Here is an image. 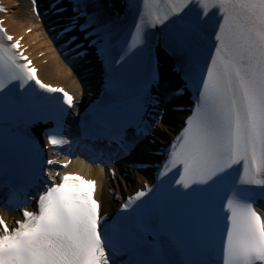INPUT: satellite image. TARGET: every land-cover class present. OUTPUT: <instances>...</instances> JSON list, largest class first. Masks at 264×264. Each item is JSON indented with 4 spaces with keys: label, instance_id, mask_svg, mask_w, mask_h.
Masks as SVG:
<instances>
[{
    "label": "snow or ice",
    "instance_id": "snow-or-ice-1",
    "mask_svg": "<svg viewBox=\"0 0 264 264\" xmlns=\"http://www.w3.org/2000/svg\"><path fill=\"white\" fill-rule=\"evenodd\" d=\"M126 6L135 18L122 36L102 0H52L65 21L57 36H67L77 56L98 58L105 77V100L75 139L61 135L73 97L41 82L20 41L0 27V125H25L0 136V188L17 208L36 203L15 227L0 218V264H264V0ZM32 11L40 17L37 0ZM161 47L180 83L162 73ZM188 88L194 108L156 182L130 196L113 219L100 213L95 181L44 171L26 130L55 122L46 135L58 149L100 142L106 167L140 149L162 125L171 98Z\"/></svg>",
    "mask_w": 264,
    "mask_h": 264
},
{
    "label": "bare ground",
    "instance_id": "bare-ground-1",
    "mask_svg": "<svg viewBox=\"0 0 264 264\" xmlns=\"http://www.w3.org/2000/svg\"><path fill=\"white\" fill-rule=\"evenodd\" d=\"M4 3L9 9L8 14L5 15L6 26L11 34L15 36L23 35L24 43L28 46V53L39 67L40 76L48 83L61 85L70 90L74 94L77 104L82 102L85 99V93L76 72L59 56L56 47L57 43L52 40L51 35L46 32L43 25L35 21L29 10V4H18L16 0H4ZM16 5L17 9L13 10L12 7ZM26 29H30L28 34L24 32ZM40 55L42 56L39 57ZM164 118L165 124L162 134L171 137L174 131V124L180 122L183 115L170 113L166 114ZM62 171L78 172L86 177L95 179L97 181L95 196L100 200L104 211L107 203H111L115 207V204L111 202L107 194L108 189H113L120 193L121 190L127 191L131 187L136 188L138 186L137 184L124 183L119 176V170H117L118 179L110 181L106 170L100 165L92 166L84 162H72ZM7 215L5 214V216Z\"/></svg>",
    "mask_w": 264,
    "mask_h": 264
},
{
    "label": "rangeland",
    "instance_id": "rangeland-1",
    "mask_svg": "<svg viewBox=\"0 0 264 264\" xmlns=\"http://www.w3.org/2000/svg\"><path fill=\"white\" fill-rule=\"evenodd\" d=\"M13 10H15V9H17V5L16 6H13V8H12ZM27 30V29H26ZM25 30V31H26ZM52 81H54V80H52Z\"/></svg>",
    "mask_w": 264,
    "mask_h": 264
}]
</instances>
